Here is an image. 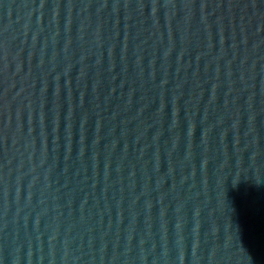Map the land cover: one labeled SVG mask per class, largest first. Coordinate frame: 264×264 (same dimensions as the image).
I'll use <instances>...</instances> for the list:
<instances>
[{"label": "water", "instance_id": "95a60500", "mask_svg": "<svg viewBox=\"0 0 264 264\" xmlns=\"http://www.w3.org/2000/svg\"><path fill=\"white\" fill-rule=\"evenodd\" d=\"M0 264H264V0H0Z\"/></svg>", "mask_w": 264, "mask_h": 264}]
</instances>
